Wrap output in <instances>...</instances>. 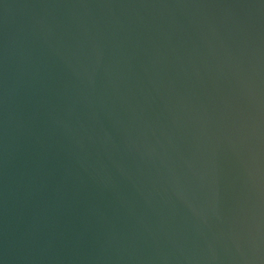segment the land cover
<instances>
[{
  "label": "water",
  "instance_id": "obj_1",
  "mask_svg": "<svg viewBox=\"0 0 264 264\" xmlns=\"http://www.w3.org/2000/svg\"><path fill=\"white\" fill-rule=\"evenodd\" d=\"M0 264H264V0H0Z\"/></svg>",
  "mask_w": 264,
  "mask_h": 264
}]
</instances>
